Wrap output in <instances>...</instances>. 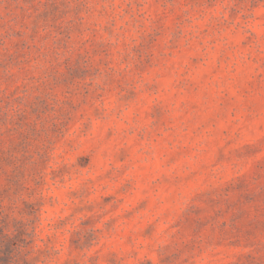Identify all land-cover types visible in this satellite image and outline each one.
I'll return each mask as SVG.
<instances>
[{
  "label": "rangeland",
  "instance_id": "1",
  "mask_svg": "<svg viewBox=\"0 0 264 264\" xmlns=\"http://www.w3.org/2000/svg\"><path fill=\"white\" fill-rule=\"evenodd\" d=\"M0 264H264V0H0Z\"/></svg>",
  "mask_w": 264,
  "mask_h": 264
}]
</instances>
